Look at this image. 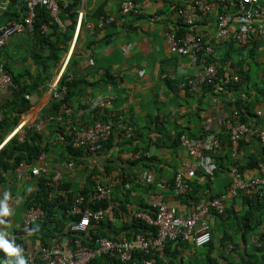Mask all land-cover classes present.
I'll use <instances>...</instances> for the list:
<instances>
[{
    "label": "crops",
    "instance_id": "obj_1",
    "mask_svg": "<svg viewBox=\"0 0 264 264\" xmlns=\"http://www.w3.org/2000/svg\"><path fill=\"white\" fill-rule=\"evenodd\" d=\"M259 2L264 5V0ZM101 5L105 16L114 18L119 0H83L80 3L79 11L83 10V16L77 35L78 19L72 39L57 65H48V69H44L35 60L39 47L34 27L12 37L3 46L0 65L5 73L20 77L26 85L38 79L39 85L28 96L32 98L31 106L19 124L34 127L41 122L40 128L46 133L55 119L45 116L57 94L52 85L58 86L72 53L74 67L71 76L81 80V93L72 98L74 121L86 126L92 124L91 103L113 100L110 107L102 108L108 111L107 117L113 121L110 140L102 150L83 155L79 164L68 161L62 152L52 150L45 163L47 173L59 172L62 182L70 184L71 189L77 187L76 194L82 189L91 191L96 181L112 185V202L125 212L120 211L117 217L109 216L105 224L91 228H97L108 238H119L131 232L133 212L150 211L152 195H159L167 207L189 214L196 204L208 202L224 191L230 182L229 168L233 162L242 166L245 180L260 175L258 167L260 163L264 165V149L258 139L253 134L245 136L239 153L233 156L225 138L227 134L220 130L219 121L231 118L234 102L241 99L243 105L251 104L248 109L252 116L246 118L247 125L264 131V40H259L255 52L246 58L232 40L222 42L217 39L213 16L199 19L194 31L213 46L210 60L217 63L220 73L215 83L186 91L180 88L181 81L200 73L204 65L199 57L179 55L166 44V34L173 31L176 24L172 6L165 0H139L137 14L123 22L115 19L114 24L97 31L87 20L82 26L85 15L92 18L94 10ZM25 8L24 0L15 3L9 0L6 10L0 11V26L15 19ZM87 25L93 29H88ZM43 26L41 31L48 30L46 34H50L49 28ZM59 26L64 29L62 24ZM235 26L234 20L229 27L231 35ZM106 71L111 76H105ZM241 71L249 76L242 85L220 82L224 76H238ZM11 97L10 88H0V111ZM0 116L2 119L1 112ZM128 129L130 137L127 136ZM211 134L222 136V139L219 137L220 149L199 162L194 178H186L190 185L188 194L177 196L170 186L160 188V184H171L175 174L192 163L178 137L186 135L194 140ZM141 158L149 160L148 168L141 164ZM67 164H72V168L68 169ZM31 180L27 175L17 181L11 174L0 183V197L8 193L12 204V215L7 217L8 226H0V229L33 252L43 246L40 238L34 232L20 230L27 211V195L34 189ZM226 209L228 214L223 218L215 214L207 217L211 226V248L171 243L168 255L158 264H242L249 258L255 264H264V198L253 200L251 205L241 198H229ZM234 215L248 216L251 227L234 232ZM52 241L48 240L47 245ZM3 255L0 252V261L5 259ZM97 264L108 262L101 259Z\"/></svg>",
    "mask_w": 264,
    "mask_h": 264
},
{
    "label": "built area",
    "instance_id": "obj_2",
    "mask_svg": "<svg viewBox=\"0 0 264 264\" xmlns=\"http://www.w3.org/2000/svg\"><path fill=\"white\" fill-rule=\"evenodd\" d=\"M9 0H0V11L7 8ZM26 8L19 11L15 19L10 20L3 26H0V50L6 43L17 34L31 31L34 26L37 9H44L53 18L54 22L61 24L58 19L60 3L67 6L63 0H24ZM81 2L83 0H80ZM238 10L236 12L235 29L233 34L229 33L231 19L225 15H218L215 3H207L203 0H191V3L186 8L180 9L177 16L182 19V22L188 28H192L195 22L199 19V14L216 16V36L217 39L224 42L233 40L241 50L242 56L246 57L248 52L246 48L252 43L254 37L258 36L264 39V5L259 0H238ZM135 10V5L131 1L121 3L120 15L125 17ZM83 16V10H78L77 19L79 20L76 28L75 36L77 35L80 20ZM114 21L113 17L102 16L99 19L98 27L108 25ZM45 29V26H43ZM91 29V25H87ZM94 28V27H93ZM92 28V29H93ZM91 29V30H92ZM166 44L174 49L179 55H195L203 63V68L197 75L185 78L179 84L180 88L188 91H195L199 86L210 85L218 79V65L215 61H209L213 54V46L204 38L193 32H187L182 37H177L174 32L166 34ZM237 75H227L220 79L224 85L238 82ZM13 82L11 77L5 73L4 67L0 65V88H11ZM52 89L57 91L58 86L52 85ZM66 88L61 87L60 96L65 94ZM26 99L31 101L32 98L26 96ZM111 99L104 102L91 103L92 109L108 108L112 105ZM61 112L70 115L71 110L64 103L61 107ZM60 120V117L56 118ZM1 121V116H0ZM41 122L34 127L40 128ZM24 124H19L13 132L4 140L8 141L14 135H18L19 139H23ZM219 128L228 136L231 154L236 156L241 140L253 134L262 148L264 149V131L258 128L249 127L247 124L240 121L239 113L234 110L229 119L219 121ZM113 130V121L109 118L105 123L94 122L88 129H73L71 143L74 148H82L90 153H97L102 149L111 137ZM127 136H131L130 129L127 130ZM2 144V145H3ZM180 145L186 150L188 156L192 158L190 165H185L182 172H177L171 184H160V188L170 186L173 192L177 195H185L190 190L189 181L196 175V170L199 162L205 160L209 155H215L220 149V142L216 134H211L208 137L191 140L186 135L180 136ZM45 155L40 157V161H44ZM68 169L72 168V164H67ZM260 175L256 178L245 180L243 174L238 167L232 165L229 168L230 182L227 187L217 197L205 203L196 204L194 210L189 214L179 213L175 208L167 207L166 203L159 195L150 196L152 215L144 212H133V217L153 226L157 229L156 237L135 234L132 236H123L120 239H110L107 237H97L85 243L83 235L90 227V223L99 222L107 219L112 215L116 205L111 202L112 185L102 184L98 181L94 183V188L89 191L88 196H83L79 193L73 197V204L70 211L72 215H79L78 223L71 224L68 229L70 236L63 240L53 239L52 243L47 246H42L39 250L30 252L22 242H17L23 249V255L28 264H35L41 261L44 264H90L93 261L101 258L116 259L122 264L133 262L135 254H142L143 257L140 264H155L156 256L162 257L163 249L167 242H189L196 247H203L211 241V227L207 220L210 214H222L226 210V204L229 198L243 196L248 199L264 198V165L259 164ZM48 170L45 162L37 165L20 163L13 171L15 179L22 181L27 175L39 176L46 173ZM62 176L59 172H55L51 178L53 186H57L61 181ZM4 197H0L3 200ZM90 202H108V206L104 210L92 212L88 209H82V205L86 200ZM8 206L11 209L12 204L8 200ZM44 219V213L37 207L27 208L26 214L22 221L20 230L24 233L28 232L30 226L36 222H41ZM231 248H228L230 250ZM136 264V262H133Z\"/></svg>",
    "mask_w": 264,
    "mask_h": 264
},
{
    "label": "trees",
    "instance_id": "obj_3",
    "mask_svg": "<svg viewBox=\"0 0 264 264\" xmlns=\"http://www.w3.org/2000/svg\"><path fill=\"white\" fill-rule=\"evenodd\" d=\"M15 1L16 0H13V3H15ZM63 1L67 3V6L64 7L63 4L60 3V8L57 16L59 21L63 25L64 29H62L59 26V24L54 22L53 18L49 15L47 11H45L44 9H37L33 31L36 33L35 35L37 36V45L39 48H38V52H36L38 56L36 57L35 60H37L38 63H41V66L44 69H48V65L49 66L57 65L61 55L64 53V51L67 48V44L72 39L73 31L77 21V13L80 8L81 1L80 0H63ZM124 1H131L135 5V10L132 11L129 15L122 17L120 15V10H121V3ZM138 1L139 0H119V9L117 11L116 16L114 17V21L115 19H118L119 22H123L127 17L137 14L136 4L138 3ZM165 1L170 6H172L171 7L173 10L172 13H174L176 19L175 29L170 32H174L177 37H182L187 32H193L197 34L194 31V26L196 22L192 28H188L183 24L182 19L177 16L178 10L186 8L187 5L191 3V0H165ZM203 1L207 3L217 4L218 7L216 9V13L218 15L228 16L232 20L231 22H233L234 19L236 18L235 15L238 10V6H237L238 0H203ZM102 8H103L102 5L98 6V8L94 10V13L92 14V18H90L88 15H85L82 21V26L85 25L84 23L87 20L88 22H91L95 25L94 29L95 31H97V29L99 28L98 27L99 18L101 16L106 15ZM210 16L211 15L209 14L206 15L199 14V19H207ZM213 17L214 20L218 19V17L216 16ZM114 21L108 25L114 24ZM43 25H46L47 28H49L50 34H46L48 33V30L46 32L41 31V27ZM105 26L107 25H103V27ZM259 40L263 41L264 39L262 40L258 38V36L253 38L252 43L246 48L248 52L246 58H248V56L252 54L251 52H255V50L257 49V42ZM239 52H241L240 49ZM72 57H73V53L68 61V65L65 71L61 75L60 81L58 83V89L56 92L57 94L56 96H54L53 101L51 102V105L47 111L48 115H45V116H51L53 119L54 118L56 119L57 117H60L61 119L60 120L54 119L55 121L52 120V123H50V128L48 133H46V131L41 128H36L33 126L32 127L24 126L23 127L24 135L22 140L19 139L18 135H14L3 144L4 138L15 129V127L19 124L21 117L27 113V111L31 106L30 101H28L25 97L29 96L33 91V89L37 88V86L39 85L37 82L38 79L33 80L32 84L26 85L20 79V77L18 78L10 75L13 82V87L10 88L12 97L7 103H5L4 106L1 107V111H0L2 115V119L0 121V183H3L6 180L7 175L13 174V171L20 163L37 165L39 163L41 164L43 162H46V157L49 154V152H51L52 150L62 152V154L66 156L68 161H74L76 164H79L80 158L83 155L93 154L82 148H74L72 146L71 143V137L73 133L72 131L74 128L78 130L88 129L96 121L105 123L108 119L107 117L108 111L106 109H92L91 111L92 124H89L88 126L82 125L74 121L73 111H72V105L74 101H72V98L75 95H80L81 80H79L77 77L71 76L73 72L72 68L74 67V59ZM209 61L211 60L209 59ZM218 73H220V71H218ZM104 75L109 77L110 73L108 74V71H106ZM238 78L239 79L238 82H236V85L240 86L243 84V82H246V80H248L249 76L248 74H244L243 71H241L238 73ZM61 87L66 88L65 94H63L62 96H60ZM185 90L188 91L187 89ZM64 103L71 110L70 115H66L63 112H61V107ZM250 105L251 104L243 105V101L241 99H238L234 102L235 110L239 113L240 121L242 123L247 124L246 118L252 116V114L248 109V106ZM252 128H256V126H253ZM222 132L225 133L224 131ZM217 137L218 139L219 137L222 139V136L220 135ZM225 138L228 141V136ZM108 141L103 144L102 148H104V145L106 146ZM178 141L180 144V137H178ZM227 143L230 150L229 141ZM239 150H240V146L238 149V153ZM42 155H45L44 161H40V157ZM140 162L142 165L144 164V167L148 168L149 160L141 158ZM232 165L237 166L239 171L243 173V168L241 165L237 163V161L233 162L230 165V167ZM256 166L258 165L256 164ZM47 172L36 177L31 176L32 179L31 182L34 181V186H33L34 189L29 192L26 198L27 208L31 206L37 207L41 209L44 213V219L41 222H36L32 224L30 226V229L28 230V232H34L35 234H37L43 246H47L48 240L52 241L55 238L61 240L60 237L65 238L70 236L71 233L68 227L71 224L78 223L80 219L79 215L70 214L73 204V197L76 194L72 191L70 184L60 181L57 186H53L51 182V178L55 172L53 174H48ZM91 175H89L90 180H91ZM94 183H93V188H94ZM78 193L87 197L89 192L86 189H82L79 190ZM235 198H241L242 200L244 199L245 202L250 205L253 200L260 199V198L248 199L243 196H237ZM111 202H112V198H111ZM107 206H108V202L105 201L90 202L87 199L85 203L82 205V209H88L92 212H96V211L104 210ZM120 211L125 212L124 208H122L121 206L119 207L117 206V208L113 210L111 216L117 217ZM144 213H148L152 215L151 207H150V211L144 210ZM227 214H228V210L226 209L222 214L220 215L215 214V215L223 218ZM250 214L251 212H248V215ZM5 219L7 220V218ZM106 221L107 219H103L99 222L92 221L90 223V227L88 229L89 234L86 235L85 233L83 235L84 236L83 239L85 243L87 242L90 245L93 239L97 237H106V235L103 232H100V230H98L97 228L94 229L91 228L98 224L103 225L105 224ZM232 221H233L232 230L234 232L235 231L243 232L244 227H247V229L251 227L248 216L239 217L238 215H234V217H232ZM246 221L247 223H245ZM130 224L131 226L129 228H132V230H130L131 232L125 234V236L142 234L145 236H150L152 238L156 237L157 229L155 227L150 226L145 222L133 217V215L131 216ZM235 227H237V230L235 229ZM225 237H228L229 239L228 235H225ZM120 238L121 237L110 238V239L116 240ZM14 241L15 243H17L18 239L16 238ZM171 243H189V242H181V241L167 242L163 249L162 257L156 256L155 264L161 262L162 258L168 255V246ZM211 246H212V235H211L210 243L200 248H204V247L211 248ZM3 257L5 258V255H3ZM143 257L148 258L149 256H142V254L137 253L134 255L133 262H136V264H140L141 259ZM101 259L107 261L108 264H122L116 259H111L107 257ZM101 259H97L93 261L91 264H97V262ZM133 262L127 264H133ZM35 264H44V263L37 260ZM242 264H255V262H253L252 259L249 258L247 262L244 263L242 262Z\"/></svg>",
    "mask_w": 264,
    "mask_h": 264
},
{
    "label": "clouds",
    "instance_id": "obj_4",
    "mask_svg": "<svg viewBox=\"0 0 264 264\" xmlns=\"http://www.w3.org/2000/svg\"><path fill=\"white\" fill-rule=\"evenodd\" d=\"M9 194L5 193L4 199L0 200V226H8V221L5 219L12 215L8 206ZM0 252H3L5 259L0 261V264H28L23 255V249L9 238V233L0 229Z\"/></svg>",
    "mask_w": 264,
    "mask_h": 264
},
{
    "label": "rangeland",
    "instance_id": "obj_5",
    "mask_svg": "<svg viewBox=\"0 0 264 264\" xmlns=\"http://www.w3.org/2000/svg\"><path fill=\"white\" fill-rule=\"evenodd\" d=\"M13 132V131H12ZM11 133V132H10ZM6 142V141H5ZM72 191L73 192H77L78 191V189H77V187L75 186L73 189H72ZM91 264V263H90Z\"/></svg>",
    "mask_w": 264,
    "mask_h": 264
}]
</instances>
